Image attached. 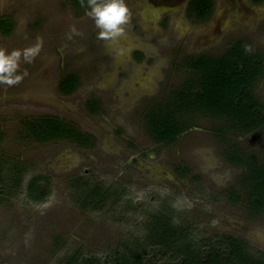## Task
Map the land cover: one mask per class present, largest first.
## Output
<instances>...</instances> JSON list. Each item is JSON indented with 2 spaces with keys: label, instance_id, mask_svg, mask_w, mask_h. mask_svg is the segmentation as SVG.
Wrapping results in <instances>:
<instances>
[{
  "label": "rangeland",
  "instance_id": "obj_1",
  "mask_svg": "<svg viewBox=\"0 0 264 264\" xmlns=\"http://www.w3.org/2000/svg\"><path fill=\"white\" fill-rule=\"evenodd\" d=\"M83 1L0 0L10 29L0 27V48L42 45L21 62L20 85H0V264H178V229L200 248L219 252L232 236L251 259L264 256V214L247 205L243 166L226 159V142L258 156L264 130L222 135L226 123L202 114L171 143L148 130L154 109L190 78L185 59L221 56L236 42L264 56V4L216 0L214 17L199 22L125 0L131 23L110 42L97 39ZM68 75L78 87L64 95ZM254 93L264 105V77ZM45 116L92 143L28 135L25 124Z\"/></svg>",
  "mask_w": 264,
  "mask_h": 264
},
{
  "label": "trees",
  "instance_id": "obj_2",
  "mask_svg": "<svg viewBox=\"0 0 264 264\" xmlns=\"http://www.w3.org/2000/svg\"><path fill=\"white\" fill-rule=\"evenodd\" d=\"M214 5V0H193L189 15L205 21L211 16ZM8 26L7 21H0L1 30L5 33L10 31ZM246 49L250 47L236 42L221 56L201 55L184 60L183 66L190 78L168 96L165 106L156 107L149 119L148 130L157 143H171L187 133L192 128L191 117L194 114L224 121L227 129L219 131L222 135L228 132L246 137L264 130V105L254 93L256 85L264 77V56L259 50ZM77 87L75 75L63 77L59 83V90L64 95L73 93ZM25 130L38 141L76 139L81 140L78 143L82 145L92 143V138L82 136L76 127L61 117L45 116L30 120L25 124ZM226 143L230 147L226 154L228 162L245 169L239 184L245 191L248 207L255 214H264V151L258 152V156L244 154L235 144ZM180 231L178 229V241L186 245L179 246L178 264H264V256L251 259L247 245L241 239L225 236V241L218 243L219 252L217 246L214 250L205 248V252L196 243L188 242ZM163 234L167 239L165 235L168 234ZM224 242H228L227 256ZM124 264L141 262L125 261Z\"/></svg>",
  "mask_w": 264,
  "mask_h": 264
},
{
  "label": "clouds",
  "instance_id": "obj_3",
  "mask_svg": "<svg viewBox=\"0 0 264 264\" xmlns=\"http://www.w3.org/2000/svg\"><path fill=\"white\" fill-rule=\"evenodd\" d=\"M83 6V0H81ZM86 14L94 20L99 30L97 39L117 42L125 35L126 27L131 23L132 13L125 0H87ZM75 32V28L72 29ZM42 45L38 44L24 49L0 48V85L8 88L20 85L27 72H20L21 62L32 63L39 54ZM249 50L250 49H246ZM122 49H117L120 54Z\"/></svg>",
  "mask_w": 264,
  "mask_h": 264
},
{
  "label": "flooded vegetation",
  "instance_id": "obj_4",
  "mask_svg": "<svg viewBox=\"0 0 264 264\" xmlns=\"http://www.w3.org/2000/svg\"><path fill=\"white\" fill-rule=\"evenodd\" d=\"M151 1L156 2L161 6H165V8L168 7L166 13L169 11V13H171V14H176V10H178V17L183 14L184 16L186 15L187 18H193V19L197 18V17H195V15H189V8H190V5H191L193 0H151ZM251 1L255 5H263L264 4V2L258 3V2H255L254 0H251ZM214 3H216V0H214ZM215 7H216V4L214 5L213 12H212L211 16H209V19L205 20L204 22H206V21H208L214 17ZM250 11H252V10L250 9ZM195 20L201 22L198 19H195ZM180 176L187 178L189 176L188 169L187 170L183 169L182 172L180 173Z\"/></svg>",
  "mask_w": 264,
  "mask_h": 264
}]
</instances>
